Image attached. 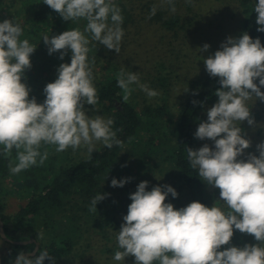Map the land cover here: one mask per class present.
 <instances>
[{
  "label": "clouds",
  "instance_id": "obj_1",
  "mask_svg": "<svg viewBox=\"0 0 264 264\" xmlns=\"http://www.w3.org/2000/svg\"><path fill=\"white\" fill-rule=\"evenodd\" d=\"M44 3L65 21L83 19L86 27L83 32L71 29L59 35H43L49 55L60 52L63 60L67 52L61 50L70 49L72 57L70 63L59 66L55 81L44 88L46 99L38 103L35 97L29 98L30 89L22 82L36 47L21 39L19 23L0 22V155L8 158L15 149V160L9 162L12 174L36 166L38 158L43 165L48 152L41 153L42 145H55L57 152L84 145L90 153L97 141L108 149L123 146L113 130L112 118L92 117L85 110V104L95 106L98 97L88 62L90 41L84 33L119 54L124 35L121 9L112 0ZM168 3L175 12L173 0ZM254 12L257 31L264 32V0H258ZM155 13L154 6L151 15ZM209 47L205 44L202 50ZM204 63L210 76L219 77L221 87L215 92L218 102L208 109L207 120L199 123L195 137L213 141L214 147L204 144L198 150L187 148V158L204 182L219 189V201L227 210L199 201L177 210L172 203H165L169 194L178 197L172 186H155L149 191V182L142 181L130 194L132 202L116 237L120 250L114 253L115 261L132 256L135 264H264V142L256 146L258 156L249 153L246 160L238 159L251 146L238 122L247 121L249 126L256 123L247 102L253 97L264 102V45L244 32L229 37ZM117 84L127 102L130 85L139 84V77L136 72L121 70ZM139 87L149 98L159 95L147 84ZM125 183L127 179L113 178L111 186L123 187ZM105 196L97 194L90 211L94 212ZM235 230L260 243L220 250L230 244ZM43 238L39 233L37 240ZM45 260H53L47 250H40L34 258L20 252L14 264H45Z\"/></svg>",
  "mask_w": 264,
  "mask_h": 264
},
{
  "label": "trees",
  "instance_id": "obj_2",
  "mask_svg": "<svg viewBox=\"0 0 264 264\" xmlns=\"http://www.w3.org/2000/svg\"><path fill=\"white\" fill-rule=\"evenodd\" d=\"M130 1L132 8L131 5L129 6ZM137 1L138 4H133ZM20 2L25 5L32 4L30 6L33 11L32 16L28 20L13 22L19 23L23 28L21 39H28L36 47L30 59L38 60L39 53L49 55L48 46L42 41L43 35H48L46 31L51 25L60 24L65 20L46 5L44 0ZM112 2L121 9L123 16L121 27L124 35L119 54L114 49L108 50L104 45L93 40L90 33H84L90 41L88 62L92 67L93 83L98 97V103L89 107L102 108L107 118L114 120L113 130L117 132V139L122 141L123 146L114 145L112 149L104 146L99 151L89 152L85 156L76 158L67 151L57 152L55 145H42L40 151L41 153L47 151L48 159L40 165L38 158L36 166L19 174H12L9 170V162L15 160V149L8 158L0 155V217L4 223L5 233L13 241L34 239L39 243V250L29 257L34 258L40 250H47L53 260H45V264L72 263L75 258L81 259L85 245L93 242L97 233H101L99 236L101 235L102 241L99 247L110 248L108 242L113 238L108 236V232L111 228L117 229L124 223L121 218L127 214L128 206L132 202L130 194L137 190V187L128 181L123 187L111 186L113 178L123 180L120 176L125 171L123 154L128 150L140 152L143 161L150 157L157 158L159 164H167L168 175L170 174L172 178L178 197L173 198L169 194L166 203H172L177 210L194 201L212 207L210 194L206 189L207 184L199 177L198 169L191 167L187 158V148L195 150L198 140L195 132L199 123L207 120L204 112L218 102L219 98L215 92L221 87L219 77H212L208 73L194 78L190 82V88L186 89L187 98L176 116L172 112L169 97L178 81L174 69L177 64L156 62L153 85L158 88L156 91L159 95L153 98L146 96L147 99L137 101L134 98L136 93L133 96V88L135 90L138 84H132L130 87H135L131 88L128 101H123V90L117 84L118 74L121 70L125 73L136 72V68L131 64L134 51L123 42L132 36L131 27L136 23L137 18H140V21L147 19L144 10L146 8L151 10L152 4L144 3L142 0H112ZM256 3L258 0L240 1L243 14L241 35L247 32L253 39L259 38L264 45V32L257 31L259 25L256 24L257 14L254 12ZM139 8L143 10L142 13H138ZM164 13L159 11L152 18L156 19L157 23L163 21V26L179 36L180 32L187 28L185 23L180 24V20L186 21V19L181 16L166 18ZM198 20L203 21V18H194L193 21L198 22ZM65 22L67 26L53 35L71 29H79L83 32L86 27V21L83 19ZM109 23H111L110 17ZM188 24L191 27L190 21ZM37 45L41 47V51ZM61 51H66L64 57L69 56L71 59L70 49ZM54 54L49 55L51 58L44 60L42 64L49 65L50 68L53 66L51 64L61 63L62 61L58 62L52 57ZM58 55L60 56L61 53L58 52ZM38 64L37 62L34 66L36 75L33 76L36 85H33L34 90L29 98L35 97L38 103H43L46 95L44 90L37 86L41 82L40 73L36 69L39 67ZM193 101L196 103L194 104ZM11 181L14 188L7 185V182ZM13 190H17L18 194L26 198L27 203L18 212L9 214L7 199ZM97 194L106 196L97 204L93 212L90 211L91 201ZM39 233L44 234V238L40 241L37 240ZM259 243L253 236L235 230L230 244L221 246L220 250L230 246L243 247L246 244ZM35 247V242L30 244L7 242L0 234V264H13L14 258L20 252L31 253Z\"/></svg>",
  "mask_w": 264,
  "mask_h": 264
},
{
  "label": "rangeland",
  "instance_id": "obj_3",
  "mask_svg": "<svg viewBox=\"0 0 264 264\" xmlns=\"http://www.w3.org/2000/svg\"><path fill=\"white\" fill-rule=\"evenodd\" d=\"M20 1L23 0H0V22L4 20L22 21L31 18L33 11L30 6H32V4L25 5ZM240 1L241 0H173L176 11L172 12L168 0H142L144 3L149 2L150 5L152 4L151 10L155 6V15H157L159 11H163V13L165 12L166 18L167 16H169V18L172 16H181V18L186 19V21L180 20V24L182 25L185 23L187 28L182 30L179 36H176L174 31L168 30L163 26V21L157 23V20L152 18L154 15H151V10L145 6L146 9L144 12H146V14H143L146 15L147 19L140 21V18H137L136 23L131 27L132 36H130L128 40L125 39L123 42L131 48L130 50L134 51L131 64L132 67L136 68L139 84H147L151 89H158L153 85V78L156 74V62L177 64V67L175 66L174 69L177 72L178 81L169 97L170 106L173 108L172 112L174 115L178 116L180 107L187 98L188 90L186 91V89L190 88V82L201 74H208L204 59L208 58L210 55H214L217 50H220L221 44L229 37L235 38L241 36L243 14ZM138 3L137 1L133 4ZM130 5V8H132V1L129 2V6ZM142 11L141 8L138 9V13H142ZM194 18H203V21L198 20V22H194ZM189 21L191 22V27L188 26ZM66 26V22L63 21L60 24L51 25L46 32H48V35L52 36L55 32L60 31L62 27ZM205 44L210 45L209 49L206 51L202 50ZM37 46L39 51H41V47H39V45ZM39 54L40 57L38 60L35 58L31 59L33 67L26 71L22 79V82L29 87L30 95H32V90H34L33 85H36L33 76L36 75L34 66H36L35 64L37 62L39 63V67L36 69H38L40 73L39 81H41L40 85L37 86H39V89L42 91L48 83L55 81L58 76L59 66L62 63L71 62L69 56L61 60L57 52L52 57L58 60V62H62L55 64L49 63L53 66L48 68L49 65L45 66L42 63H44V60L46 61L51 57L45 53ZM127 69L131 70L132 68ZM256 83H259L258 79ZM139 84L135 90L133 88L135 86L131 88H133V96L136 93L134 98L137 101H142L148 97H146V93L141 90ZM261 90L264 91V87H262ZM247 104L251 109L252 116L256 123L253 126H249L247 121L238 122V126L242 128L245 138L251 141V146L245 150L241 157H238V159L245 160L249 153L258 156L259 153L256 146L264 142V102L256 100V98L253 97ZM89 106L90 105L87 107L85 106L87 115L92 117L99 115L105 119L107 118V114L102 108ZM213 106L214 105L210 106L208 109ZM208 109L204 112L206 118ZM204 144L214 147L213 141L198 139L195 150H198ZM103 147V142L97 141L95 142L94 151H99ZM66 151L70 152V154L76 158L85 156L89 153L87 147L84 145H81L75 150L69 147L64 152L66 153ZM123 158L126 165L124 166L125 171L120 175L123 180L127 179L129 183L132 182L136 187L140 182L148 181L149 191L155 186L163 185H170L174 188L172 178L170 174L168 175L169 167L165 163L159 164L157 158L152 159L147 157L146 161H143L140 152L136 150L124 152ZM7 185L11 188L13 182H7ZM206 189L210 194L212 206L218 204L223 210H226L224 202L219 201V189L208 184ZM26 203L27 199L23 198L20 193L18 194L17 190H13V193L7 199V213L14 214L18 212ZM121 220L124 221L123 218H121ZM120 228L121 226L117 229L111 228L110 232H108V236L113 238L111 242H108L110 248L103 249L101 246L99 247L102 241L100 239L101 235L99 236L101 233H95L96 235L93 242L85 245L86 248L84 249V255L81 259L75 258L72 263L60 262L59 264H135V258L132 256L126 257L123 261H115L113 259L115 251L120 250L116 239Z\"/></svg>",
  "mask_w": 264,
  "mask_h": 264
},
{
  "label": "water",
  "instance_id": "obj_4",
  "mask_svg": "<svg viewBox=\"0 0 264 264\" xmlns=\"http://www.w3.org/2000/svg\"><path fill=\"white\" fill-rule=\"evenodd\" d=\"M0 234H1L2 238H3L5 241H7V242H11V243H13V244H30V243H34V242H35V243H36V247H35L34 251L31 252V253H25L26 256H32V255L36 254V252L39 250V243H37L34 239H32V240H28V241H13V240H10V239L7 237L6 233H5V230H4V223H3L2 219H1V217H0ZM13 264H14V263H13Z\"/></svg>",
  "mask_w": 264,
  "mask_h": 264
}]
</instances>
